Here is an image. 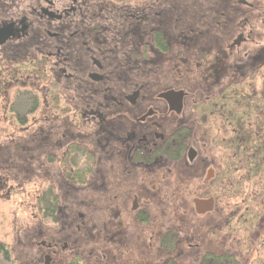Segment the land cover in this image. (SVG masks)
<instances>
[{"label": "flooded vegetation", "instance_id": "flooded-vegetation-1", "mask_svg": "<svg viewBox=\"0 0 264 264\" xmlns=\"http://www.w3.org/2000/svg\"><path fill=\"white\" fill-rule=\"evenodd\" d=\"M0 126L4 264H183L188 191L264 169V0H0Z\"/></svg>", "mask_w": 264, "mask_h": 264}, {"label": "rangeland", "instance_id": "rangeland-1", "mask_svg": "<svg viewBox=\"0 0 264 264\" xmlns=\"http://www.w3.org/2000/svg\"><path fill=\"white\" fill-rule=\"evenodd\" d=\"M9 133L15 134L14 139H16L10 142L11 150L23 146L22 140L27 139V135L21 128L0 126L1 139ZM0 146L4 147V141L0 140ZM235 149L238 152V154L235 153L234 159L237 171L233 175L234 180H231L232 183H236L235 188H222L223 185H227L224 180L226 171L225 173L220 171L219 186L221 187L195 192L189 190L187 193L189 198L195 194L203 198H213L215 205L213 211L203 217L188 218L189 221L192 220L199 225L197 243L201 244L203 251L185 250L183 264H193L196 258L199 260L206 253L215 256L229 253L234 255L239 264H264V169L259 172L255 170L239 172L238 169L242 166L239 161L241 159L244 163L245 157L238 147ZM227 159H225L226 164ZM237 181H240L239 186ZM14 194L16 195H13L9 202L0 203V243L12 248L15 251L14 254H18L21 248L15 241L18 234L15 233L14 237L13 233L24 215L26 202L18 191ZM188 238L191 239V236L188 235ZM194 242L196 243V238ZM0 264H4L1 258Z\"/></svg>", "mask_w": 264, "mask_h": 264}, {"label": "trees", "instance_id": "trees-1", "mask_svg": "<svg viewBox=\"0 0 264 264\" xmlns=\"http://www.w3.org/2000/svg\"><path fill=\"white\" fill-rule=\"evenodd\" d=\"M197 264H239V261L236 260L234 255H229V253L219 254V256L206 253Z\"/></svg>", "mask_w": 264, "mask_h": 264}, {"label": "water", "instance_id": "water-1", "mask_svg": "<svg viewBox=\"0 0 264 264\" xmlns=\"http://www.w3.org/2000/svg\"><path fill=\"white\" fill-rule=\"evenodd\" d=\"M212 202H213L212 199L206 201L195 200L194 204H195L196 212L198 214L210 212L213 206Z\"/></svg>", "mask_w": 264, "mask_h": 264}]
</instances>
